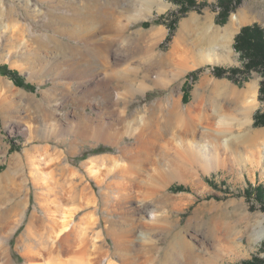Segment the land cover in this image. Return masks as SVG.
I'll use <instances>...</instances> for the list:
<instances>
[{
  "label": "rangeland",
  "instance_id": "obj_1",
  "mask_svg": "<svg viewBox=\"0 0 264 264\" xmlns=\"http://www.w3.org/2000/svg\"><path fill=\"white\" fill-rule=\"evenodd\" d=\"M29 1L0 0V69L7 66L16 73L14 77L0 73V227L8 221L15 202L12 186L23 190V219L14 232L3 234L11 263L27 264L25 256L31 254L32 264H77L104 256L117 264H128L124 261L129 258L130 264H138L139 250L146 252L148 246L141 264H146L144 256L151 258L150 264H169L174 258L172 245L178 240L193 246L196 254L187 255L184 264H207L208 254L197 257L202 243L211 255L219 245L227 247L221 238L228 231L235 254L218 264H241L254 257V264H264V236L257 244L251 242L256 231H264V198L252 191L264 190V97H259L264 71L219 70L241 68L243 60L233 48L234 38L246 26L264 29V0H194L192 7L185 2L152 0L151 12L145 13L140 10L141 0H70L85 14L95 12L103 20L93 25L89 41L61 35L66 28L81 30L83 26L80 17L66 9L65 1ZM221 1L223 6H219ZM156 4L169 7L158 12ZM233 15L242 20L233 38L209 41L211 31H221ZM190 17L197 22L181 31V24ZM206 19L209 26L202 30L198 23ZM170 21L174 30L166 41ZM145 22L147 27L142 26ZM162 27L166 33L152 46L149 36ZM50 39H56L60 48L75 51L76 68ZM35 50L41 58L29 62ZM8 53L13 54L10 62L5 57ZM186 64L188 69L183 71ZM131 66H139L133 78L144 87L133 95L113 81ZM96 75L97 80L108 82L109 89L94 90ZM253 85L258 106L246 116L243 100L236 96ZM117 93L121 98L115 105ZM176 102L182 111L193 110L200 120L198 129L208 127L219 134L233 151L234 164L194 169L196 177L184 184L151 186L142 172L137 178H122L121 170L131 166V156L136 155L133 139L125 128L120 131L125 125L120 123L123 112L127 121L137 111L156 117L162 107L171 109ZM256 113L262 114L263 125H254ZM45 147L47 153L42 151ZM92 160L100 165L99 178L86 169ZM114 161H120L123 168L116 169ZM131 177V200L121 199L118 181ZM84 193L93 197L94 204L75 216L76 234L62 245L55 244L50 233ZM174 197H182L184 205L171 207L168 202ZM144 203L150 208L141 210ZM152 209L159 214L154 226L148 220ZM86 214L91 215V225L85 236L81 223ZM115 224L121 225V239L133 244L129 258L116 252L114 237L108 235ZM84 244L86 250L81 248Z\"/></svg>",
  "mask_w": 264,
  "mask_h": 264
},
{
  "label": "bare ground",
  "instance_id": "obj_2",
  "mask_svg": "<svg viewBox=\"0 0 264 264\" xmlns=\"http://www.w3.org/2000/svg\"><path fill=\"white\" fill-rule=\"evenodd\" d=\"M23 1L26 3L30 2L29 0H23ZM63 1L66 2V4H67L66 9L69 11V13L73 17H80V21L83 22V26H81V30H69L68 28H66L64 31H62L61 35H66L70 39H77V40H81V41L86 40L87 41L88 40L87 38L91 34V30L93 29V25L98 23V22L102 23L103 22L102 18H100V16H99V19H98L96 16H94L95 12L93 13V12L89 11L88 14H85L84 9H82V8L78 9V7L73 6L70 3V0H63ZM156 6L158 8V12L165 11L169 7V5H162V4L161 5L156 4ZM152 8H153L152 0H141V6H140L141 11L151 12ZM141 11H139V12H141ZM137 13H138V10H137ZM104 14H107V12L104 11ZM105 18H106V16H105ZM108 21H110V20H108ZM193 22H197V21L194 19V17H190L187 21H185L184 23L181 24V31L183 29L189 28L190 24H192ZM111 23L112 22H109V26H111ZM241 23H242V20L236 18V16L233 15L231 17L229 24L226 27H224L221 31L220 30L211 31V33L209 34V41H213V42L219 41V40L222 41L225 38L226 39L227 38L232 39L234 34L238 32V29H239L238 27ZM80 24H82V23H80ZM198 25H201V29L205 30L209 26V21L206 19L204 22L198 23ZM90 27H92V28H90ZM112 29H110V31L115 30L114 28H112ZM115 31H116V33L120 32L118 29H116ZM158 32L159 33H152L148 38V40L151 42L152 46H156V44L161 39V37H163V35L166 33V31L163 27ZM48 42L51 45H53V47H55L56 50H59V51L64 50L63 52L65 53L66 56H68L67 59L69 61H67V62H70V65H72L74 68L77 67L78 62H77L75 51L72 52V51H69V49L66 50L65 47L60 48L59 47L60 44L56 39H50ZM102 43H103V41H101L100 44H102ZM98 47H100V46H98ZM20 51H22V49H20ZM5 57H6V60L8 62H10L11 59L13 58V54L8 53ZM40 58L41 57L38 54L37 50H35V52L30 57L29 62H37L40 60ZM192 63L194 65H196L195 62H192ZM152 65H154V64H152ZM187 67H188L187 64H186V66L183 65L182 70L186 71L188 69ZM151 68H152V66H151ZM102 69H104V68H102ZM138 69H139V66L126 67V69L122 70L121 73H120V71L118 72V74L120 73L119 77L113 78V81H115L117 83V86H119V87L121 86L123 89H125L126 93L133 95L134 92L137 91L138 89L144 88L142 85L143 84L142 82H141V84L139 83L137 85L136 78H133V75L136 74ZM97 76H99V75L94 76V79H96ZM178 77H180V76H178ZM107 83L108 82H106L104 79L103 80L102 79L97 80V83L94 86V90H98L101 88H108L109 89ZM236 97H238L237 98L238 100H243L242 101V103L244 105L243 106V112L246 116H250V114L255 109H257L258 104L256 103V100H255V85L248 86L246 91L239 93L238 96H236ZM120 98H121L120 94L117 93V95L114 97L115 105L118 104V102L120 101ZM158 105H160V104H158ZM161 109H162V112H161L160 116L158 115L156 117H151L152 115L151 116L148 115L149 114L148 111L147 112L137 111L131 117V119H129L128 121H127V117H126V114H127L126 111L123 112V116L120 118V123L125 122V125L123 128H120V131H123L125 128L128 137L133 139V143H132L133 146L132 147H133V151L135 150L136 155L133 157L131 156L132 164H131V166H129V167L127 166L126 168H123L121 166L120 161H116V162L114 161L115 162L114 167L116 169L120 168V167L123 168L121 170L122 175H123L122 178L125 176L124 179H126L127 175H128V177L135 175V178H137L140 175V173L142 172V173L147 174L146 175V176H148L147 184H149L151 186H153L155 184H157V185L159 184L160 186L161 185L167 186V185L174 183L176 181L181 183V184H184V183L188 182V179L196 177L195 173L193 171L194 169H204V170H208L209 168L210 169H212V168L219 169V168L223 167V165L226 162L233 163V151L229 150L225 146L226 144L224 143V141L220 140L219 134L217 132H215L214 130H212L211 128L204 127L202 129H198L197 123H199L200 120H196L197 116H194L193 110L190 107H188L185 111H182L176 102V103H174V105L171 109L166 108V106L162 107ZM206 117H208V116H206ZM199 118L200 117H198V119ZM201 120H202V117H201ZM66 131H68V129H65V132ZM249 139L252 140V137H249ZM47 150H48V148L45 147L42 151L47 153ZM261 155L264 157V153H261ZM103 158L104 157H102V159ZM114 159L115 158H113V160ZM93 161L94 160L89 161L86 164V169L94 177L99 178V176L97 174L100 172V171L98 172V168L100 167V165L98 167V165L96 164L97 165L96 166ZM97 162H98V159H97ZM110 162H111V160H110ZM125 166L126 165H124V167ZM73 173H74L73 171H70L69 174L72 175ZM120 174H121V172H120ZM72 177H74V176H72ZM135 178H134V180H135ZM131 181H133L132 177H131V179L127 178V180H121V181L119 180L118 181L119 183L116 182L119 185V197L121 199H127L128 200L130 198V200H131V194H132L131 188L133 187L132 186L133 182L131 183ZM142 183H146V182L143 180ZM12 187H13V190H11V191H13V194H14L13 199L15 200V202H13L14 203L13 204L11 201L13 206H11L12 209L8 215V221H6L0 227V262H1L0 264H12L8 254H7L6 248H5V244H6V241L8 239H7V236H5L3 234L6 233V235H7V234H11L12 232H14L16 227L20 224L21 220L23 219L22 218L23 213L21 211V207L23 206V201L21 199V195H22L23 190L14 188L15 186H12ZM20 187H22V186H20ZM133 192H134V189H133ZM165 200L167 201L168 198L166 197ZM183 200L184 199L182 197H174V198L169 199L168 204H170L171 207H182L184 205ZM93 204H94L93 197L89 193H84L82 195V197L79 198V202L77 203V205H75L74 207H70V209L66 213H64V214L62 213L63 215H62V220L60 222V226L56 230H53L52 233H50L52 235V238H51L52 241L55 244L60 243L62 245L66 240H68V238L72 234L73 235L76 234V233H74L76 230V225L74 224L75 223V216L78 213L89 209ZM148 207H149V205L144 203V204H141L140 209L144 210V209H148ZM158 215L155 212H153V209L149 211L148 220L153 226L158 221ZM162 222H163V220H162ZM81 224L84 226V228L82 229V232H83L82 234H84L86 236L88 226L91 225V215L86 214L83 217ZM152 225H151V227H152ZM116 226L117 225L115 224V226H112L111 229L108 228L109 229L108 235L112 236L111 238L114 237L116 252L120 253V256L123 259L129 258V256L130 257L132 256L131 246L133 244H132V242H130L132 244V245H130V243L127 242V241H130L128 239L127 240L121 239L120 235L123 236V234H124L122 232V230H119V232H118V228L121 225H118V227H116ZM261 230L256 231L254 233V236H252L251 242L253 244H257L262 240V237L264 236V231H261ZM139 235L144 236L143 233H140ZM227 235H228V231L225 232L224 235L222 236L223 238H221V239H224L225 242H227V247L226 246L223 247V246L219 245L217 248H215V251L210 252L211 255H209V252H208L206 246H204L205 243H202L203 247L201 246L202 247V249H200L201 252L197 254L198 259H202L201 257L203 255L206 256L208 254L209 256L207 255L206 261H204V263L206 262L207 264H218L219 261H222L223 259H225V257L227 255L230 256V254H235V251H234V248H235L234 245L235 244H233V240L230 239ZM86 247H87V245H85V244L81 246V248H85V250H86ZM145 247H147L146 252H144L146 249H140L139 253L137 252L139 255L138 264H141L140 259L143 258V257L141 258L142 254L148 255L147 252L150 250V247H148V246H145ZM192 247L187 242H181V241L177 240L172 245V254H173L174 258H172V262H170L169 264H174V263L175 264H184V261H182V260H184V258H186V257L188 258L187 255H189V254L193 255V253H194V252H192V250H193ZM236 247H237V245H236ZM97 250H99V249H97ZM33 255H35V252L33 253ZM194 255H196V254L194 253ZM30 256H31V254H30ZM30 256L29 255L25 256V260H26V262H28L27 264H32L31 260L34 258V256H33V258H31ZM175 257H177V258L175 259ZM144 258L146 260L143 259V261H145L146 264L151 263V261H150L151 258L149 256H144ZM193 258H195V257L193 256ZM133 260L135 261V258ZM203 260H205V259H203ZM129 261H130V258H129V260L126 259L124 262H127L128 264H130V262L132 260L130 262ZM134 261H133V263H134ZM185 262H187V261H185ZM77 264H117V263H114L113 261H108L107 256H104V257H101L100 259L96 260L95 262L83 261V262H78ZM165 264H167V263H165ZM187 264H188V262H187Z\"/></svg>",
  "mask_w": 264,
  "mask_h": 264
},
{
  "label": "trees",
  "instance_id": "obj_3",
  "mask_svg": "<svg viewBox=\"0 0 264 264\" xmlns=\"http://www.w3.org/2000/svg\"><path fill=\"white\" fill-rule=\"evenodd\" d=\"M176 3H179L183 5V3H187L192 7V5L195 4L194 0H173ZM224 2L221 1L219 2V6H223ZM173 21L169 22V33L167 35L166 41H168L173 33ZM143 27H147L148 23H142ZM233 48L236 52L239 53L240 58H242V66L240 69L236 68H227L222 69L220 68L219 70L221 71H230V72H236V71H243V72H248L251 70H258V71H264V29L261 28L258 25H251V26H246L240 29L239 33L236 35L234 38V45ZM0 73L5 76L16 75V73L11 72L10 70L7 69V66H3L0 69ZM17 82V85L20 86ZM27 86L31 87L29 84ZM29 89V88H28ZM259 97H264V81L261 84V87L259 88ZM262 117V114L256 113L254 116V125H263L262 122L260 121ZM264 126V125H263ZM252 191L257 194L256 196L259 199L264 198V190L262 188L258 189L255 188ZM246 194L253 195L252 192H245ZM264 201V199H263ZM257 261V258H252L250 261H243L241 264H254Z\"/></svg>",
  "mask_w": 264,
  "mask_h": 264
},
{
  "label": "crops",
  "instance_id": "obj_4",
  "mask_svg": "<svg viewBox=\"0 0 264 264\" xmlns=\"http://www.w3.org/2000/svg\"><path fill=\"white\" fill-rule=\"evenodd\" d=\"M105 158L107 157L106 155L104 156ZM109 160L111 159V157H107Z\"/></svg>",
  "mask_w": 264,
  "mask_h": 264
}]
</instances>
